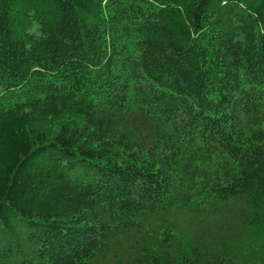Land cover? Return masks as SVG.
I'll list each match as a JSON object with an SVG mask.
<instances>
[{"label": "trees", "instance_id": "obj_1", "mask_svg": "<svg viewBox=\"0 0 264 264\" xmlns=\"http://www.w3.org/2000/svg\"><path fill=\"white\" fill-rule=\"evenodd\" d=\"M0 264H264V0H0Z\"/></svg>", "mask_w": 264, "mask_h": 264}]
</instances>
